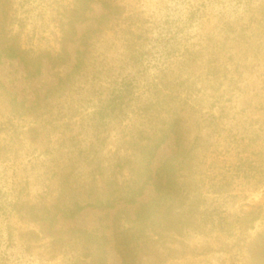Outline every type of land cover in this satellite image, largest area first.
I'll return each mask as SVG.
<instances>
[{
  "label": "rangeland",
  "instance_id": "obj_1",
  "mask_svg": "<svg viewBox=\"0 0 264 264\" xmlns=\"http://www.w3.org/2000/svg\"><path fill=\"white\" fill-rule=\"evenodd\" d=\"M0 53V264H255L264 0H0Z\"/></svg>",
  "mask_w": 264,
  "mask_h": 264
},
{
  "label": "trees",
  "instance_id": "obj_2",
  "mask_svg": "<svg viewBox=\"0 0 264 264\" xmlns=\"http://www.w3.org/2000/svg\"><path fill=\"white\" fill-rule=\"evenodd\" d=\"M91 0H84V4H86L87 2H89ZM87 6H84L85 9H87ZM73 28V27H71ZM65 51V50H64ZM5 56L6 57H9V58H13V57H17V50L11 46L9 47L8 49L5 50ZM4 54V53H3ZM66 54V52H65ZM60 56V55H59ZM2 57V53H0V58ZM122 99V96L118 93V95H115L113 98L109 99L108 103L103 106L102 108H100V111L99 113L102 115V118H107L109 117L112 112L118 108V105L122 104L120 103ZM115 103V104H114ZM120 107V106H119ZM264 136V135H261V137ZM260 141V147L262 149H259L260 150V162L258 163V166L256 167L257 168V178H256V185L259 186V184H264V139H259ZM164 142V140H159L157 141V143L155 144L154 148H158L162 143ZM258 148V147H257ZM149 171V170H148ZM162 172L163 171V168L159 167L156 169L155 171V176L158 177L159 173L158 172ZM149 180H152V175H151V172L149 171L146 179H144V181H142L141 185L138 186L137 188L133 189V191L130 193L127 202H134L135 199L137 197H139L147 182ZM159 187H163V185L161 183H157ZM110 205V203H108ZM84 208V206H80L78 205V203H76L75 205V209L74 210H71V209H68L69 211V215L70 216H74L75 215V212H78V211H81L82 209ZM258 220H264V215H262V213H257V215L253 216L252 219L249 220V223L248 225L250 224V227L249 228H252L255 221H258ZM259 241V242H257ZM257 245V249H254L250 256H251V259H253V261L255 262V264H264V233H262V231L259 232V235H258V239L256 240V242H251L250 245ZM102 256L99 257L96 261V264H105V257H103V252H101Z\"/></svg>",
  "mask_w": 264,
  "mask_h": 264
}]
</instances>
